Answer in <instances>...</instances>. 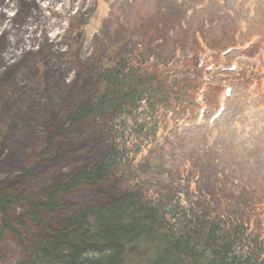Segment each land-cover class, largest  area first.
Wrapping results in <instances>:
<instances>
[{"label": "rangeland", "instance_id": "rangeland-1", "mask_svg": "<svg viewBox=\"0 0 264 264\" xmlns=\"http://www.w3.org/2000/svg\"><path fill=\"white\" fill-rule=\"evenodd\" d=\"M3 1L11 5V17L19 15V20L0 23V194L15 187L23 168L36 162L16 190L22 201L10 209L11 218H23L26 207L37 204L43 190L62 185L70 175L96 164L115 141L108 131V116L102 122L88 120L70 127L47 146L74 108L90 101L101 74L118 64L126 48L134 54L145 52L149 42H162L163 26L172 28L181 22V30L174 28V42L161 45V57L174 72L184 68L181 63L186 59L192 58L196 68L207 65L206 82L221 84L224 91L218 119L210 109L206 116L197 110L193 123L182 119L169 126L157 145L138 146L134 163L91 187L60 195L62 204L71 205L69 211L40 212V227L24 218L18 228L20 238L10 234L0 238V264L26 262L28 236L49 237L47 227H58L73 210L101 206L131 191H169L193 160L212 170L217 155L221 169L232 171L238 183H256L257 190L264 187V0ZM168 20L176 22L170 25ZM201 29L204 45L193 35ZM245 42H258V54L239 57ZM207 43L231 51L232 63H217ZM173 48L174 62L168 58ZM237 65L243 75L222 82ZM158 68L152 62L141 70L156 76ZM215 123V131L208 132ZM206 138L213 139L207 146Z\"/></svg>", "mask_w": 264, "mask_h": 264}, {"label": "trees", "instance_id": "trees-1", "mask_svg": "<svg viewBox=\"0 0 264 264\" xmlns=\"http://www.w3.org/2000/svg\"><path fill=\"white\" fill-rule=\"evenodd\" d=\"M175 22L167 21L170 25ZM181 24L163 26L162 42H149L145 52L134 54L131 47L126 48L118 64L101 74L90 101L74 108L47 146L70 127L88 120L102 122L108 116V131L114 133L115 141L96 164L70 175L62 185L43 190L39 202L26 207L23 218H11L10 209L22 201L16 190L32 174L36 162L23 168L19 183L0 194V238L5 234L20 238L18 228L24 218L40 227V212L69 211L71 205L62 204L60 195L91 187L121 166L134 163L141 145H157L161 132L179 120L193 123L197 110L204 108L206 116L207 110L218 109L223 87L202 82L208 74L205 66L196 68L191 58L180 61L184 68L174 72L160 55L161 45L174 42V28L181 30ZM193 33L204 45L205 32ZM246 43L239 57L258 54V42ZM205 46L216 53L217 63L230 65L235 58L228 54L220 59L223 47ZM175 54L173 48L168 58L177 61ZM152 62L161 67L156 76L141 70L143 64ZM179 74L184 78L179 79ZM242 75L237 65L222 82ZM216 124L207 131L214 132ZM211 140L206 138L203 144L207 146ZM216 156L212 170L195 160L188 162L169 191H131L101 206L73 210L58 227H47L49 237L28 236L29 258L20 264H264V187L257 190L256 183H238L232 171L221 169Z\"/></svg>", "mask_w": 264, "mask_h": 264}, {"label": "bare ground", "instance_id": "bare-ground-1", "mask_svg": "<svg viewBox=\"0 0 264 264\" xmlns=\"http://www.w3.org/2000/svg\"><path fill=\"white\" fill-rule=\"evenodd\" d=\"M11 3V1L9 2ZM11 8V5L6 4L3 0H0V23L2 24L6 20H11L14 23H16V20H19V15H15L13 18L10 14L9 10ZM13 56H16V54H13ZM17 60H19V57H17Z\"/></svg>", "mask_w": 264, "mask_h": 264}]
</instances>
